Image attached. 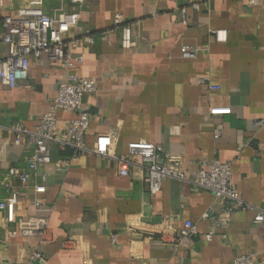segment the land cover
<instances>
[{"label":"crops","instance_id":"1","mask_svg":"<svg viewBox=\"0 0 264 264\" xmlns=\"http://www.w3.org/2000/svg\"><path fill=\"white\" fill-rule=\"evenodd\" d=\"M2 1L7 10L30 0ZM38 1L50 13L61 3L72 8L66 0ZM195 1L197 9L188 0H88L70 30L81 62L62 68L30 56L28 87L0 82V123L32 127L61 78L71 72L93 76L97 89L82 99L87 144L103 132L115 134L117 153L138 139L160 143L180 158L188 176L165 178L150 192L138 156H130L134 164L120 174L105 156L82 152L65 165L55 151L42 195L51 206L47 238L9 235L0 215V264L24 259V247L31 246L44 253L45 264H227L245 253L264 264V220H254L257 208H264V0ZM115 12L131 26L132 47L120 44ZM216 29L224 39L214 37ZM184 45L197 47V55L182 56ZM77 113L57 110L59 127ZM28 152L0 127L1 169L24 165ZM202 159L229 162L238 194L250 205L234 209L223 224L202 217L211 208L222 210L193 182ZM33 213L26 198L18 214ZM187 219L198 230L189 240L179 238Z\"/></svg>","mask_w":264,"mask_h":264},{"label":"built area","instance_id":"2","mask_svg":"<svg viewBox=\"0 0 264 264\" xmlns=\"http://www.w3.org/2000/svg\"><path fill=\"white\" fill-rule=\"evenodd\" d=\"M71 5L67 9L61 3L52 13L43 9L38 0H30L25 6L13 9L4 8L0 0V82L7 87L29 86L30 56H45L49 65L66 68L82 61V54L76 51L77 38L70 34L79 20V12L88 0H66ZM255 3L257 0H249ZM195 9L199 4L188 0ZM184 13V8H181ZM184 20V16H183ZM112 25L120 30V44L123 48L133 45L130 24L120 12H115ZM216 39H224L223 30H215ZM85 40L94 42L93 35L86 29ZM195 46L184 45L182 56L195 57L198 53ZM205 82V79H200ZM210 88L216 86L206 81ZM97 89V79L93 76L80 75L74 72L61 78L57 91L49 99L48 109L39 120L28 127L22 122L2 125L12 135L14 144L22 145L28 154L24 165H8L0 167V189L4 195L0 197V215L7 225L9 235L23 233L47 238L48 215L51 206L43 200L47 186V167L53 162L55 151L62 152L61 158L65 165L82 152H92L116 161L120 174L129 172L128 165L134 164L130 156H138L144 169V181L150 192L160 189L165 178L179 180L188 179L187 172L179 157L164 151L160 143L145 139L130 141L126 153H117L114 149L115 134L99 133L96 143L89 145L85 141L88 128V114L83 108L82 99L86 92ZM76 110L78 113L68 120L64 129L58 125L57 110ZM261 123V121H257ZM218 135V130L215 131ZM66 149L69 153H63ZM193 182L200 188L210 191L215 200L222 205L219 213L211 208L202 213V217L211 219L215 224L225 223L230 213L239 207H250L238 194L232 180L229 162L218 159H202ZM26 198L34 209V213L23 217L18 214ZM255 221L264 220V208H257ZM198 230L190 219L185 220L180 229L179 238L189 240L197 236ZM212 231L204 234L210 239ZM25 258H18L14 264H45L46 256L37 247H24ZM227 264H257L252 253L236 255Z\"/></svg>","mask_w":264,"mask_h":264}]
</instances>
